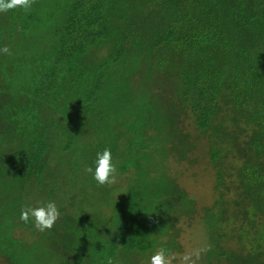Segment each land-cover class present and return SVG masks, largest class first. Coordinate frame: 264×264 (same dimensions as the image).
Here are the masks:
<instances>
[{"label": "trees", "instance_id": "trees-1", "mask_svg": "<svg viewBox=\"0 0 264 264\" xmlns=\"http://www.w3.org/2000/svg\"><path fill=\"white\" fill-rule=\"evenodd\" d=\"M5 45L7 264H148L182 253L195 219L210 249L198 264H264V0H35L0 13ZM105 148L117 183L100 186L85 168ZM175 163L214 170V200ZM50 201L51 230L20 221Z\"/></svg>", "mask_w": 264, "mask_h": 264}, {"label": "clouds", "instance_id": "clouds-1", "mask_svg": "<svg viewBox=\"0 0 264 264\" xmlns=\"http://www.w3.org/2000/svg\"><path fill=\"white\" fill-rule=\"evenodd\" d=\"M35 0H0V13H7L10 10L23 9L25 13L30 12ZM0 53L11 55V51L7 45L0 48ZM93 167L85 168L87 173L93 175V179L98 185H113L117 183V168L112 160V153L109 148H105L102 152L96 154ZM60 218V211L55 202L37 203L36 206L25 205L21 208L20 221L24 223H33L34 227L45 232L51 230ZM111 239V237H109ZM205 248L186 251L178 259V264H198ZM177 261L175 254L169 250L160 247L150 257L148 264H174ZM109 264H112L111 260Z\"/></svg>", "mask_w": 264, "mask_h": 264}, {"label": "rangeland", "instance_id": "rangeland-1", "mask_svg": "<svg viewBox=\"0 0 264 264\" xmlns=\"http://www.w3.org/2000/svg\"><path fill=\"white\" fill-rule=\"evenodd\" d=\"M204 148V147H203ZM198 151H202V148H199ZM175 167L182 170L180 176V183L186 188L189 192L194 194L195 197L200 200H207L206 202L210 203L213 199V187L215 184V171L209 169L205 163L195 165L193 167H188L185 163L177 165ZM99 206V211L102 215L105 216V208L107 205L101 199L96 203ZM186 231L183 238L184 250L182 253L177 254L176 257H179L184 254L186 251H191L200 248H206L208 243V237L205 236V229L202 226V223L195 219L193 221H188L185 225ZM20 236V235H18ZM201 262V259L198 263ZM0 264H7L1 254H0Z\"/></svg>", "mask_w": 264, "mask_h": 264}]
</instances>
